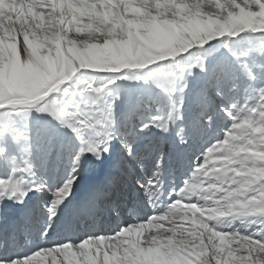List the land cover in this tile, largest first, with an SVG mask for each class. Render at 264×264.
<instances>
[{"label":"snow or ice","instance_id":"1","mask_svg":"<svg viewBox=\"0 0 264 264\" xmlns=\"http://www.w3.org/2000/svg\"><path fill=\"white\" fill-rule=\"evenodd\" d=\"M211 8L215 11L208 10ZM239 17L251 20L256 27L243 26ZM81 22L103 27V34L77 31ZM49 24L57 34L56 43L48 38ZM260 25H264V0H0V142L6 145L10 140L22 153L17 158L0 146V157L10 168V174L0 178V202L23 205L29 192L47 188L32 178V137L27 123L22 131L10 128L12 116L22 115L27 122L35 111L55 122L47 140L50 150L65 147L58 142L57 126L69 134L72 168L63 184L51 190L46 205L49 221L70 194L76 180L72 173L85 153L101 160L109 152L110 142L118 139L123 152L110 162L115 171L108 174L104 188L123 190L125 170L132 162L140 165L143 160L135 149L136 132L153 127L167 132L174 119L183 118L181 97L166 113L158 112L135 127H121L114 100L99 106L107 84L74 79L78 72L131 71L126 78L150 80L168 94L183 93L188 86L181 83L185 74L191 75L194 69L208 71L202 57L179 65L178 71L151 68L141 75L140 70L215 38L248 33L253 34L249 47L239 53L230 51L247 78L245 92L256 98L253 105L221 106L232 123L222 139L202 152L207 160V154L220 149L215 155L221 167L207 188L200 190L185 179L178 193L172 190L177 198L161 210L158 174L163 157L158 156L153 178L136 180L154 209L151 216L143 220L134 217L139 222L112 231L93 229L76 241H47L20 251L17 231L27 237L30 214L26 212L18 229L13 226L0 232V264H264V27ZM224 46L229 47L227 43ZM228 67L221 64L209 73L208 84L217 95ZM230 86H238L235 78ZM202 106L204 119L210 120L203 100ZM198 133L194 125L193 135ZM176 136L181 143L186 141L183 128ZM194 164L195 171L205 167L200 156ZM202 192L210 195L182 204L185 198L199 197ZM98 200L99 191L81 211L94 216L99 211ZM249 217V223L258 225L252 231L224 224L225 219L231 222ZM3 219L5 225L11 222L6 214ZM146 227L151 229L147 234ZM47 232L45 226L41 237L46 238Z\"/></svg>","mask_w":264,"mask_h":264},{"label":"bare ground","instance_id":"2","mask_svg":"<svg viewBox=\"0 0 264 264\" xmlns=\"http://www.w3.org/2000/svg\"><path fill=\"white\" fill-rule=\"evenodd\" d=\"M22 41V37L19 38ZM201 46H194L191 51L194 52L200 49ZM174 58H169L163 63L166 66H172L174 64ZM150 70V66L144 69L145 73ZM131 72V71H130ZM111 73L94 72L92 70H82L76 74L75 78L83 77L84 79H90L91 82L94 81H106L111 78ZM134 80L129 81V87L133 89ZM66 86V85H65ZM128 87V88H129ZM122 85L117 88L113 94V99L115 101L114 111L115 116L118 115L121 110L125 107V100L122 98L123 93ZM59 92V90H57ZM46 117V116H44ZM51 120L50 117H47ZM181 120V121H180ZM175 119L173 122V129L178 131L183 128L184 134L186 136V141L181 143L177 136H173L172 127L169 128L172 138L175 139L176 154L172 164H166L164 160L161 162V170L159 175L160 183V208H163L176 197L173 189L179 192V188L183 187L185 179L189 181L190 184H196L199 189H205L204 186H208L209 183L215 182L216 177L211 174L212 171H216L215 165L211 164L213 161L201 162L204 163L206 170L201 173L195 171V164L191 161V156L197 153L200 149V144L191 143V135L188 134L187 127L184 126V121L182 119ZM59 129V127H58ZM21 131V130H20ZM167 137V132L160 134L159 137L152 132V128L145 131L140 142L135 147L136 151L143 152V162L140 165L132 162L131 167L126 169L123 175L125 182V187L123 190H117V188H110L112 190L111 200L112 207L108 208L103 203L99 204V211L95 213L94 216L82 212V206L89 201L94 194L99 191L100 197L106 198V193L110 189H105L104 184L107 179L108 174L114 172V169H110V162L115 158L113 150L118 148L117 155L122 154L123 150L118 139H114L110 142L109 152L103 154L101 160H96L91 154L85 153L81 157L80 165L72 175L76 177L74 184L70 189V194L63 200V202L58 206L56 216L49 221L46 205L49 200H51V190L53 188L59 187L68 178V174L71 172V156L69 155L67 149V140L69 139V134H67L65 129H59L58 142L64 143L65 147L63 149H49L48 145H40L38 141L32 139V152L30 153L29 159L32 165L31 174L32 178L37 182H42L47 185L42 191L31 192L25 197L31 199V204L29 209L26 210L19 218L15 221H11L8 225H5L3 217L5 214L9 217V210L6 207V203L0 202V232L6 230V228H11L15 226L17 229L20 224H23L26 219V212L30 214V222L28 223V233L27 237L22 233L17 231V239L19 241L20 251L32 250L38 244H44L47 241H63V240H79L84 235L89 234L90 228L97 221L96 231H112L120 225L126 223L136 222L135 220H130V215L124 213L126 210H131L135 213V217L138 220L146 219L153 214V207L149 203L148 198L144 195L143 191L138 188L136 180L146 181L148 178H153V172L155 171V161H153L150 156L151 150L146 149L147 145H155L158 138ZM0 146H6V150L12 156L19 158L22 153L17 144L12 143L10 140L5 145L0 142ZM121 149H120V148ZM145 148V149H143ZM198 148V149H197ZM56 152H60L64 160L59 163L56 162L55 156ZM198 154V153H197ZM191 162V164H190ZM104 169V172H101ZM195 172V175H193ZM10 174V168L4 161L3 157H0V178L7 177ZM101 178V179H100ZM88 182L90 189V196L81 201L76 202L75 205L72 204V197L78 192L80 186ZM171 193V194H170ZM205 193H201L200 196H193L191 198H185L182 204L195 203L197 200H202ZM99 203V200H98ZM149 213V216L146 214ZM129 219V220H128ZM139 222V221H137ZM48 226V232L46 238H42L40 233L42 229ZM165 227H168L165 223ZM151 229L146 227L144 229L145 234H147ZM55 232V235L51 237V233Z\"/></svg>","mask_w":264,"mask_h":264},{"label":"rangeland","instance_id":"3","mask_svg":"<svg viewBox=\"0 0 264 264\" xmlns=\"http://www.w3.org/2000/svg\"><path fill=\"white\" fill-rule=\"evenodd\" d=\"M205 3H207V0H205ZM208 10L215 11L214 8ZM252 35L253 34L241 33L236 37L224 36L215 38L210 42H206L205 45L201 46L200 49H197L194 52L190 49L188 52L178 55L174 58V64L172 66H166L163 62H158L157 64L150 66V69L163 68L165 71H178L179 65L191 63L197 56L202 57L208 71L201 72L198 69H194L191 75L185 74L184 80L181 81V83H187L188 86L183 93H165L156 88L150 80L146 81L143 79H133V89L131 90L129 87V81L131 79L126 77L131 76L132 72L129 71L128 73L119 72L115 74H108L111 75V78L108 80L104 82H92L94 85H99L101 83L107 84L106 92L101 97L99 106L103 107L109 100H112L113 94L117 88L122 85L124 91L121 96L124 100H126V102L124 109L116 115V121L121 127H135L140 121L147 120L158 112L166 113L172 104L178 102L182 97L183 108L181 114L183 119L186 120L189 133L193 135L194 125L199 128V133L197 135H193V140L198 141L201 135L206 133L210 135L214 133L217 128H221L223 130L215 136V139H222L225 129L231 125L232 121L227 115H225L224 111L221 110V106L227 108L231 103H236L240 106L244 105L246 102L249 105H253L256 102V98L253 94H251V92H245V87L248 83L247 78L238 63L237 58L233 57L230 51L231 49L239 53L241 50L248 48ZM225 43L229 45L228 48L224 46ZM240 59L243 60L246 58L241 57ZM256 60L259 61V57H257ZM249 62L252 63V60H249ZM221 64H226L229 67L221 77L219 84L220 95H217L213 87L208 84V79L209 73L213 69L218 68ZM140 74L144 75L146 73L145 71L140 70ZM233 78L236 79L238 84L236 88H232L230 86ZM80 79L91 82L88 78L84 79L83 77H80ZM109 80H111L112 83H107ZM70 83L71 82H69V84ZM202 89L204 90L203 97L201 96ZM57 94H59V92H57ZM202 100L208 105L207 111L211 113L210 120L204 119L203 113L205 110L202 106ZM25 123H27V126L30 129L32 139L35 137L38 138V141L47 143L48 136L54 124L49 125L48 122L46 123L40 118L38 113L32 111L27 122H25L22 115L12 116L10 120V128L22 131L25 127ZM145 131L136 132L135 140L137 142L143 136ZM135 146L137 145L135 144ZM208 146H211V143ZM208 146H206L204 150H206ZM154 147L156 146H152V148ZM166 149L168 150V156L173 154L174 148H170L167 144ZM216 150H213V153H210V157L218 161L215 155L217 152ZM210 157L208 156V160H210ZM250 219L252 218H238L231 220V222H229L228 219H225L224 224L226 227L241 228L252 231L254 228L258 227V225L249 223Z\"/></svg>","mask_w":264,"mask_h":264},{"label":"clouds","instance_id":"4","mask_svg":"<svg viewBox=\"0 0 264 264\" xmlns=\"http://www.w3.org/2000/svg\"><path fill=\"white\" fill-rule=\"evenodd\" d=\"M237 19H238V22L245 27H256V25H254L252 23V21L249 19H246L244 17H239ZM81 25L82 26L77 29V31H79V32H85V33H88L89 35H92L94 33H100L101 35L103 34V31H104L103 27L97 26L94 23L83 24L81 22ZM260 26L264 27V25H260ZM222 28L224 30H230V28L228 26H222ZM48 32H49L48 38H49L50 42L56 43L57 42V38H56L57 34H56V32L53 31L51 24H49V26H48ZM89 66H94V65H89Z\"/></svg>","mask_w":264,"mask_h":264}]
</instances>
